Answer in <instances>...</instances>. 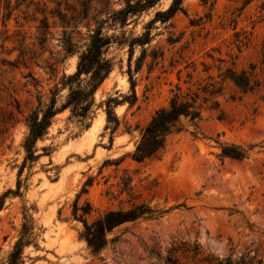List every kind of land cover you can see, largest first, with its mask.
I'll return each mask as SVG.
<instances>
[{"label":"rangeland","instance_id":"obj_1","mask_svg":"<svg viewBox=\"0 0 264 264\" xmlns=\"http://www.w3.org/2000/svg\"><path fill=\"white\" fill-rule=\"evenodd\" d=\"M170 2L158 0L120 20L112 14L125 0H0V195L22 180L21 195L7 193L0 209V264L19 237L24 207L36 236L19 264H151L156 242L165 255L180 240L190 248L198 242L204 254L264 261V88L243 93L225 80L218 106L204 105L197 125L184 120L182 130L141 162L129 155L175 84L186 90L194 83L193 90L209 77L220 81L226 67L239 71L250 63L260 71L264 0H183V11L152 24L150 42H135ZM99 22L111 37L105 56L112 68L94 92L87 127L62 107L68 95L62 81L76 70ZM130 74L137 99L117 103L116 119L108 121L105 100L131 94ZM81 78L83 85L86 75ZM53 93L57 113L19 176L27 116ZM249 144L241 160L221 155L225 145ZM77 196L79 207L91 205L89 220L141 202L160 213L116 226L94 253L72 215ZM190 255L181 260L191 264Z\"/></svg>","mask_w":264,"mask_h":264},{"label":"trees","instance_id":"obj_2","mask_svg":"<svg viewBox=\"0 0 264 264\" xmlns=\"http://www.w3.org/2000/svg\"><path fill=\"white\" fill-rule=\"evenodd\" d=\"M158 0H125V4L117 11L113 12L115 19L125 20L128 14L140 12L148 7L156 4ZM183 0H171L169 6L164 10L155 12L144 31L140 36L135 38V42L145 44L151 40V26L156 21L168 22L178 11H183ZM43 26L47 25L45 18L41 20ZM111 42V37L102 32L101 22L97 24L92 33L88 46L78 58L76 70L73 73L64 75L62 85L68 87V95L62 103V107H70V117L76 118V121L83 125L89 126L85 121L88 118V113L94 103V92L108 76L111 68V59L105 56V52ZM130 44V49L132 45ZM173 42L170 40V43ZM66 51H71L68 44L70 39L66 42ZM262 57L259 62L260 71L255 72L256 64L250 63L249 69L234 70L231 67H226L224 71L219 72L220 81L211 80L204 83L198 82L195 89H191L190 85L186 90H182L179 84H175L170 89V98L166 106L158 108L151 116L150 120L145 124L141 130V135L137 141L135 148L130 152V157L136 162H141L144 159L155 155L163 148L167 137L183 129V121L186 120L190 124L197 125L202 117V108L204 105L217 107L219 101L216 99L217 95L223 92V82L230 80L233 82L241 92H253L264 88V39L262 43ZM219 69V68H218ZM130 70V66H129ZM85 74L86 78L82 85L81 75ZM262 75V78L258 77ZM130 89L129 96L122 95L119 99L116 96H108L105 100L107 120H115L114 106L122 101H127L129 106L136 101L134 92V80L130 74ZM189 83V80H185ZM55 93L52 94L46 106L39 110H32L27 116V124L29 127V134L23 142L24 157L19 166L18 174L21 175L25 166L31 167V162L35 159V142L41 138L47 131L51 124L53 116L57 113L55 106ZM254 144H249L246 147L240 145H225L221 149L222 156H228L234 159H243L247 156L248 150ZM27 178V177H26ZM22 180L18 179L15 190L8 189L0 195V209L3 205L4 198L7 193H14L21 195L20 188ZM78 196L74 200L72 215L82 222L83 230L80 232V237L83 238L87 246L94 252H100L108 243L107 234L116 226L125 222L134 221L139 218L152 219L156 218L160 211L157 208L150 206L147 202L132 203L128 208L118 207L116 209H107L99 216L89 220L88 215L91 213V205L86 202L84 207L78 206ZM81 210V211H79ZM36 236L34 231V224L28 210L23 208V222L21 225L19 237L16 239L12 249L7 258V264H19L22 261V254L25 245L31 243ZM148 249L147 246H145ZM192 259L191 264H249L245 260V255L242 254L237 258H232L231 254L227 256L214 255L210 251L204 254L201 245L194 241L191 248L187 247L186 241L180 240L178 242L172 241L167 247L165 255L162 254L161 246L156 242L152 249H149L148 256L156 258L151 264H185L181 257L188 256ZM258 263L264 264L258 260Z\"/></svg>","mask_w":264,"mask_h":264}]
</instances>
